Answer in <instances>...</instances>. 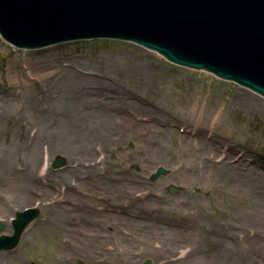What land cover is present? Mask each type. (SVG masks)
I'll use <instances>...</instances> for the list:
<instances>
[{"label":"rangeland","instance_id":"rangeland-1","mask_svg":"<svg viewBox=\"0 0 264 264\" xmlns=\"http://www.w3.org/2000/svg\"><path fill=\"white\" fill-rule=\"evenodd\" d=\"M66 67L110 83L111 90H119L141 107L150 104L152 107L142 113V121L157 124L161 119L165 125L160 127L166 131L153 135L147 126H139L136 135L118 142L90 136L89 141L72 143L85 157H105L101 172L89 178L83 174L86 161L80 166L69 163L65 154L48 152L50 142L40 141L41 150L33 155V173L27 175L29 169H22L29 161V138L37 128L25 119L11 126L0 122V148L15 151L7 168L17 170V178L0 170L3 233H10L16 211L25 206L38 209L37 218L18 245L0 252V264H136L146 259L153 264H181L186 255L191 264H264L260 218L264 216V186L248 190L224 184L216 189L211 167L198 176L200 167L179 152L182 142L193 139L196 130L206 139L211 132L223 134L240 152H249L253 167L264 169L263 99L210 73L174 66L156 53L127 42L73 41L25 50L13 48L0 38L1 83H6L8 69L13 77L17 70L32 80L22 76L15 81L29 84L34 91L40 85L38 77L53 76L56 68L60 72ZM57 82L55 79L49 88ZM56 158L63 163L54 168ZM199 165L202 167L201 162ZM157 168L168 170V174L164 170L165 174L153 182L150 178ZM58 176L59 181H51ZM170 184L181 190L169 194L166 189ZM20 185L23 188L17 189ZM69 227L75 237L69 235ZM93 229L100 232L102 242L95 238L86 253L76 252L79 241L83 248L87 245ZM200 236L218 241L224 248L218 254L205 253Z\"/></svg>","mask_w":264,"mask_h":264},{"label":"water","instance_id":"water-1","mask_svg":"<svg viewBox=\"0 0 264 264\" xmlns=\"http://www.w3.org/2000/svg\"><path fill=\"white\" fill-rule=\"evenodd\" d=\"M0 36L26 49L74 40L130 42L264 99V0H0ZM164 174L159 168L151 180ZM36 215L18 213L0 250L16 246Z\"/></svg>","mask_w":264,"mask_h":264},{"label":"bare ground","instance_id":"bare-ground-1","mask_svg":"<svg viewBox=\"0 0 264 264\" xmlns=\"http://www.w3.org/2000/svg\"><path fill=\"white\" fill-rule=\"evenodd\" d=\"M35 67L38 68V64H35ZM8 73H12V71L8 69ZM8 73L6 83L0 82V101H3L0 104V122L11 126L25 119L33 127L37 128L30 138L28 134L24 137L25 141L29 138V161L26 164L27 168L22 169L23 171L29 169L26 173L27 175L33 173L32 169L35 167L33 155L36 154L38 148L41 150L38 147L40 141L50 142L51 146H48V152L52 153V155L56 152L65 154L64 156L69 160V163L76 162L77 166H80L86 161L87 165H85L83 174L89 178L91 176L95 177L101 172L105 157L100 160L97 159L98 157L90 155L85 157L77 151V148L71 145L72 143H78L81 139L82 141H89L90 136H97L107 141L116 139V142H118L123 137L136 135L139 126H147V129L153 135L166 131V129L162 130L160 127L161 124L165 125L161 119L157 124H150V121H142V113L152 107L150 104L147 103L144 107H141L135 101L131 102L130 99H126L125 95L120 94L119 90H111L112 85L110 83L84 77L77 71L72 70L71 67L63 68L60 72L56 68L52 72L54 73L53 76L49 74L41 75L36 79V82L40 83V85L34 91H30L29 84L19 79L15 81L16 78L23 76L21 71L18 72L16 70V77L10 76ZM24 78L27 80L31 79L30 76ZM55 79L58 81L57 84L54 83L49 88ZM94 90L99 91L94 92ZM111 91L115 92L111 93ZM21 92L24 93L23 97L18 96V93ZM245 103L251 106L249 101ZM191 109L196 112L197 108L192 104ZM219 116L220 114H218L217 120L220 119ZM189 132L188 130L187 133ZM192 137L194 138L189 140L186 137L184 138L186 140L182 142L183 145L179 152L188 156L193 165L200 167L197 173L198 176L202 175L203 169L211 167L215 175L214 188L221 189L224 184L248 190L261 189L264 186V169L262 168L263 171L262 169L258 171L253 167L251 163L254 160L249 155V152H240L237 146L232 144L230 137L211 132L208 135L209 138L206 139V135L197 130ZM157 146L162 154H167L162 145ZM210 146L211 148H209ZM210 151L213 152V156L210 155ZM14 154V150L0 148L1 171H9L7 168L10 165L9 158ZM210 158L213 159L210 160ZM200 162L202 167L199 165ZM15 171L12 169L9 171L12 178H17V170ZM77 172L82 173L79 170ZM59 180V176L57 180L51 178V181ZM22 188L23 186L21 187V185L17 187V189ZM260 218L264 226V216ZM47 225L49 226V224ZM69 228V235L75 237L74 229ZM100 236V232L93 229V234L89 232L87 245L83 248L79 241L78 245L75 246V251L80 252L83 250L86 253L87 246L92 245L95 238L100 242ZM225 236L231 238V235L226 232ZM199 239L205 253L218 254L223 247V244L218 241L214 242L208 237L200 236ZM149 241H151L150 238ZM165 248L166 246H163V249ZM73 251L74 249L71 252ZM99 254L103 253L99 252ZM183 258L181 264H191L189 255ZM6 264H11V262Z\"/></svg>","mask_w":264,"mask_h":264}]
</instances>
